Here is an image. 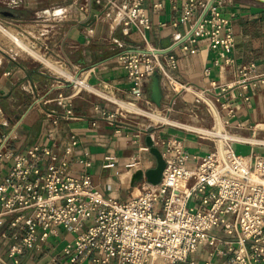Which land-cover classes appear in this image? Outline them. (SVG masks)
Wrapping results in <instances>:
<instances>
[{"label":"crops","instance_id":"obj_1","mask_svg":"<svg viewBox=\"0 0 264 264\" xmlns=\"http://www.w3.org/2000/svg\"><path fill=\"white\" fill-rule=\"evenodd\" d=\"M127 1L116 0L114 7H109L107 0H0L13 13L9 18L20 22L17 26H36L39 37L30 36L43 53L75 76L72 80L47 73L30 61H0V137L16 126L7 151L23 154L34 145L47 146L54 163L67 161L68 175L87 174L102 196L119 201L134 196V190H140L146 181L144 177L132 180L133 174L156 164L149 147L145 146L149 131L156 141L153 145L159 150L161 141L177 137L190 156H202L218 148L217 137L195 129L214 128L219 122L230 135L254 139L264 130L263 83L243 90L232 86L225 93L229 107L221 105L217 98L219 89L210 84L211 81L219 85L232 83L240 64L254 63L264 72V0H222L223 14L229 19L234 38L230 52L234 63L230 66L213 64L216 52L210 48L207 37L198 39L195 53L173 47L189 30L188 23L173 26L181 12V1L173 9L169 0H144L150 28L131 26L124 33L117 7ZM156 3H160V8L154 10ZM172 47L176 68L169 71L171 79L158 74L160 105L151 100L154 73L139 83L142 97L132 102L137 111L122 107L121 103L133 99L129 92L133 83L116 61V55L134 48ZM205 68L210 70L208 76L204 75ZM77 78L85 86L77 88L74 83ZM59 94L68 98L64 101L70 102L71 114L57 101ZM101 110L116 113L118 122L108 123L100 115ZM150 112L168 117L170 123L156 127L147 115ZM226 143L246 156L264 152L257 143L232 139ZM11 163L10 158L0 165V180ZM210 234L230 238L217 229H212ZM73 236L63 228H56L41 247L17 255V264H90L95 253L75 263L63 257L62 249ZM219 247L225 249L218 244L201 242L183 264H231L233 253L217 254L215 250ZM0 260L13 264L1 236ZM110 264H115V259ZM144 264L169 263L151 256ZM255 264H264V260Z\"/></svg>","mask_w":264,"mask_h":264},{"label":"built area","instance_id":"obj_2","mask_svg":"<svg viewBox=\"0 0 264 264\" xmlns=\"http://www.w3.org/2000/svg\"><path fill=\"white\" fill-rule=\"evenodd\" d=\"M107 1L109 7L116 4V0ZM169 1L173 9H177L178 1L182 3L173 26L189 24L187 34L173 47L195 53L198 39L207 37L216 52L214 65L234 63L230 56L233 32L223 14L222 0ZM143 2L128 0L117 7L124 33L131 26L150 28ZM153 8L159 9L160 3ZM172 50L161 54L154 49L134 48L116 55L133 83L129 88L133 99L127 104L142 97L139 83L146 76L157 73L171 79L169 71L176 68ZM209 74L205 68L204 75ZM258 83L264 84V72L254 63L238 65L232 83L210 82L219 89L217 98L225 107H229L225 93L232 86L243 90ZM57 97L71 114L70 102L64 101L68 98L62 94ZM100 115L108 123L118 122L114 112L101 110ZM15 128L0 137V165L12 160L0 180V236L13 264L23 251L41 247L56 228L74 234L62 249L69 263L95 253L90 264H110L113 259L115 264H144L151 256L169 264H183L204 241L225 248L216 249L217 254L233 253L231 264L264 260V153L246 156L225 140L222 150L215 147L202 156H190L179 138L169 137L159 143L165 162L159 182L144 181L138 194L119 201L102 196L87 174L68 175L67 161L54 163L47 146L34 145L23 154L7 151ZM149 136L155 145L154 137ZM79 162L89 165L84 160ZM212 229L230 238L210 234ZM0 264L8 263L0 260Z\"/></svg>","mask_w":264,"mask_h":264},{"label":"rangeland","instance_id":"obj_3","mask_svg":"<svg viewBox=\"0 0 264 264\" xmlns=\"http://www.w3.org/2000/svg\"><path fill=\"white\" fill-rule=\"evenodd\" d=\"M0 11H9L2 3L0 2ZM45 13V12H44ZM17 14V13H15ZM46 14V13H45ZM39 23V22H38ZM18 24H20V22H16L12 19L9 18V16H5L3 14L0 13V31L1 30H11L15 33V35L19 38H24L30 48L35 51L38 55H40V58H36L34 57L32 54L28 53L25 50H20L19 53H15L14 52V43L12 41H10L9 43H5L3 40H0V61H3L5 59H14L16 61H30V62H34L37 64V68L39 70L42 71H46L47 73H57L59 75H61L63 78L66 79H72L71 77H75L70 75L71 77H67L64 76L62 74H60V72H58L59 70L61 71H66V68L61 65L60 63L54 61L51 57L46 56L43 53V50L39 47V44L36 43V41L34 40L33 37H39L38 33L36 32V29L34 25H29V26H17ZM10 28V29H9ZM31 35V36H30ZM41 60V61H40ZM59 69V70H58ZM122 107L126 108L129 111H137V109H135L136 107H134V109H129L127 103H121ZM127 106V107H125ZM148 117H150L151 122L156 125V127L159 126H163L166 125L167 123H170V120L168 117H165L157 112H150L147 113ZM157 117H162L164 120H158ZM167 121V122H166ZM207 130L208 134L210 137H216L214 134V132H216L217 130L219 131L220 134L226 133L229 135V133L225 132V130L223 129L221 123L217 122V124L215 125L214 128H209V129H205ZM146 132H148V130H146ZM150 134L152 131H149ZM262 132V133H261ZM259 134L256 135L255 139L261 140V143H257L258 147L260 148H264V130H262ZM228 140V139H226ZM216 143L217 146L220 150H222L224 148V144H225V140H220L219 137L216 138ZM261 154L264 153L263 151L260 152ZM139 193V192H138Z\"/></svg>","mask_w":264,"mask_h":264},{"label":"water","instance_id":"obj_4","mask_svg":"<svg viewBox=\"0 0 264 264\" xmlns=\"http://www.w3.org/2000/svg\"><path fill=\"white\" fill-rule=\"evenodd\" d=\"M3 15L13 16V13L10 11H1ZM184 40V39H182ZM173 48V47H172ZM171 48L165 50H157V53H166ZM159 75L155 73L152 78V85H151V100L157 105H160V91H159ZM147 146L150 149L151 154L155 157L156 164L153 168H150L146 171L138 170L136 171L133 176L131 177L132 180H139L141 178H145L147 182L156 184L159 182L161 178V174L165 165V162L162 158L161 152L157 147L153 145L150 136L146 137Z\"/></svg>","mask_w":264,"mask_h":264},{"label":"bare ground","instance_id":"obj_5","mask_svg":"<svg viewBox=\"0 0 264 264\" xmlns=\"http://www.w3.org/2000/svg\"><path fill=\"white\" fill-rule=\"evenodd\" d=\"M57 11H59V10H57ZM45 13L49 14L48 11H46ZM11 30L10 31L9 30H1L0 31V40H3L5 43H9L10 41H12L14 43L13 49H14L15 53H19L20 50H25L28 53L32 54L34 57L40 58V55H38L35 51H33L30 48V46L27 42L28 40L26 41L24 38L17 37L15 35V33ZM58 72H60V74H62L64 76L71 77L66 71L59 70ZM75 85L77 88L85 86V84L81 78L75 79ZM127 105L129 106L128 107L129 109H134V105L132 103H130V104L128 103ZM125 107H127V106H125ZM157 119L158 120H164L162 117H157ZM193 129H195V128H193ZM195 130L200 132V133H203V134H208L207 130H205V129H195ZM214 134H216L215 136L219 137L220 140L232 139V140H236V141H245V142H251V143H261L262 142L261 140L254 139V138H241L239 136H234V135H230V134L228 135L226 133L220 134L218 130L216 132H214ZM145 146H147V145H145ZM180 185H182V183H180ZM138 192H139L138 189L134 190L135 195L138 194Z\"/></svg>","mask_w":264,"mask_h":264}]
</instances>
